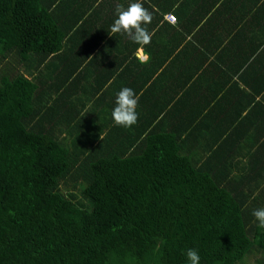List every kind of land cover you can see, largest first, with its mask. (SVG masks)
<instances>
[{
	"label": "trees",
	"instance_id": "trees-1",
	"mask_svg": "<svg viewBox=\"0 0 264 264\" xmlns=\"http://www.w3.org/2000/svg\"><path fill=\"white\" fill-rule=\"evenodd\" d=\"M48 16L40 0H0V264H189V248L199 264H264V163L217 182L150 136L120 154L43 124L24 62L58 48Z\"/></svg>",
	"mask_w": 264,
	"mask_h": 264
},
{
	"label": "crops",
	"instance_id": "crops-1",
	"mask_svg": "<svg viewBox=\"0 0 264 264\" xmlns=\"http://www.w3.org/2000/svg\"><path fill=\"white\" fill-rule=\"evenodd\" d=\"M40 2L60 38L24 62L43 124L82 141L107 136L120 154L150 136V146L174 150L217 182L263 165L264 20L249 26L260 0H142L153 14L143 47L109 32L116 5L130 0ZM122 87L139 96L137 123L127 128L111 117Z\"/></svg>",
	"mask_w": 264,
	"mask_h": 264
},
{
	"label": "clouds",
	"instance_id": "clouds-1",
	"mask_svg": "<svg viewBox=\"0 0 264 264\" xmlns=\"http://www.w3.org/2000/svg\"><path fill=\"white\" fill-rule=\"evenodd\" d=\"M115 14L116 18L109 29L113 36L117 33H123L133 43L141 47L151 42L153 34L145 25L151 23L153 14L144 7L142 0H130L126 7L122 4H117ZM139 59L141 63H146L148 56L145 54ZM138 100L139 96L130 87H122L116 93L115 106L111 112L115 125L127 128L137 123L138 114L136 108ZM252 215L258 222L257 226L264 228V207L254 209ZM186 258L189 264H199L200 256L198 250L189 248L186 252Z\"/></svg>",
	"mask_w": 264,
	"mask_h": 264
},
{
	"label": "built area",
	"instance_id": "built-area-1",
	"mask_svg": "<svg viewBox=\"0 0 264 264\" xmlns=\"http://www.w3.org/2000/svg\"><path fill=\"white\" fill-rule=\"evenodd\" d=\"M165 18H166L167 20H169L170 22H174V21H175V16H174L173 13H166V14H165Z\"/></svg>",
	"mask_w": 264,
	"mask_h": 264
}]
</instances>
